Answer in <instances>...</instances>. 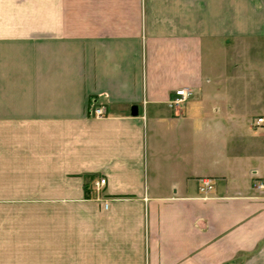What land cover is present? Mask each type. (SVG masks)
<instances>
[{"label":"crops","instance_id":"crops-1","mask_svg":"<svg viewBox=\"0 0 264 264\" xmlns=\"http://www.w3.org/2000/svg\"><path fill=\"white\" fill-rule=\"evenodd\" d=\"M244 42L264 0H0V264H264V113L213 58Z\"/></svg>","mask_w":264,"mask_h":264},{"label":"rangeland","instance_id":"rangeland-1","mask_svg":"<svg viewBox=\"0 0 264 264\" xmlns=\"http://www.w3.org/2000/svg\"><path fill=\"white\" fill-rule=\"evenodd\" d=\"M249 42V41H248ZM248 42H244L243 43V48H238L235 49L234 48V44L230 43L228 46V50H223L221 53H219L217 56L213 55V58L215 61H217L218 63V67L223 65V63H227L226 65L229 64V58L230 59H238L241 64L240 66H234V64L232 65H228L226 66V69L229 68V77L230 80L227 82V87L230 88L231 91H233L235 93V90H241L243 93L241 95V97L239 98L240 101H242L241 105H243V110L245 109L244 112H241V114H237L238 116H248L247 119L251 122H249L248 120H245V118H243L246 121V124L243 126V130L244 133L246 132H252L253 134H255L256 136H259L258 134L260 133V131H262V128H258L257 127L255 129H257V132L255 131L254 127L251 126V124H253V121L255 120L256 117H258L259 115L264 113V48L262 49H252L249 46ZM260 68L259 69V73L258 76H260V80H258L257 82H255V77L253 73V70L255 68ZM237 68L238 71H234ZM256 71V69H255ZM237 74H238V80L236 81L235 78H237ZM257 89H259V91H261V93H263V96L260 98H253L251 97V91H257ZM247 92V93H244ZM237 95H234L231 98L232 104H235L236 100L238 98H236ZM258 101V103H256ZM256 105L258 104L257 108H250L247 109L248 112H246V108L245 106H249L250 105ZM259 106L262 107V109L259 108ZM246 112V113H245ZM257 120V119H256ZM248 122V125H247ZM243 123V122H242ZM249 126V127H248ZM214 182L217 181L216 178H214L213 180ZM213 193V192H212ZM212 193L210 195H212ZM202 197L203 195L200 194Z\"/></svg>","mask_w":264,"mask_h":264},{"label":"built area","instance_id":"built-area-1","mask_svg":"<svg viewBox=\"0 0 264 264\" xmlns=\"http://www.w3.org/2000/svg\"><path fill=\"white\" fill-rule=\"evenodd\" d=\"M194 95V91L191 88H180L175 91V97L170 100V106H180L187 102ZM90 115L96 117H102L106 115L105 105L97 106L90 111ZM258 126L264 125V116H260L256 120ZM106 184V178H98L94 181V187L96 190L100 191ZM254 186L258 190H264V180H258L255 182ZM200 193L204 197L210 196L214 191V181L210 178H204L201 180V185L199 187ZM107 206V205H106Z\"/></svg>","mask_w":264,"mask_h":264},{"label":"water","instance_id":"water-1","mask_svg":"<svg viewBox=\"0 0 264 264\" xmlns=\"http://www.w3.org/2000/svg\"><path fill=\"white\" fill-rule=\"evenodd\" d=\"M132 114L133 115H137L138 114V106L137 105H134L133 107H132Z\"/></svg>","mask_w":264,"mask_h":264},{"label":"trees","instance_id":"trees-1","mask_svg":"<svg viewBox=\"0 0 264 264\" xmlns=\"http://www.w3.org/2000/svg\"><path fill=\"white\" fill-rule=\"evenodd\" d=\"M91 104L93 105V106H92V109L95 108V107H97V106H100V104H97V101H96L95 99H93V100L91 101Z\"/></svg>","mask_w":264,"mask_h":264}]
</instances>
